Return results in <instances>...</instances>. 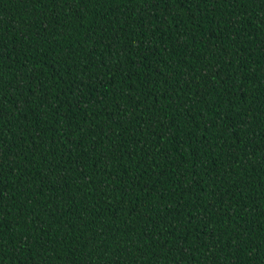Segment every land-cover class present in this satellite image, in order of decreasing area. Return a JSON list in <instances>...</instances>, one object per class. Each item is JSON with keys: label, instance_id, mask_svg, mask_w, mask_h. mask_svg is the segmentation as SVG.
<instances>
[{"label": "trees", "instance_id": "trees-1", "mask_svg": "<svg viewBox=\"0 0 264 264\" xmlns=\"http://www.w3.org/2000/svg\"><path fill=\"white\" fill-rule=\"evenodd\" d=\"M0 264H264V0H0Z\"/></svg>", "mask_w": 264, "mask_h": 264}]
</instances>
